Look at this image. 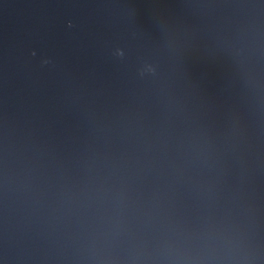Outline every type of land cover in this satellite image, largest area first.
<instances>
[{"label":"water","instance_id":"water-1","mask_svg":"<svg viewBox=\"0 0 264 264\" xmlns=\"http://www.w3.org/2000/svg\"><path fill=\"white\" fill-rule=\"evenodd\" d=\"M0 264H264V0H0Z\"/></svg>","mask_w":264,"mask_h":264}]
</instances>
